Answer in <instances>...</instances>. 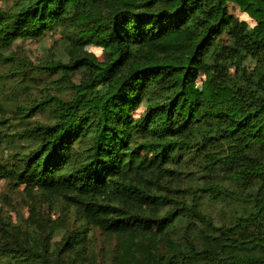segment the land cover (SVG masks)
<instances>
[{
	"label": "trees",
	"instance_id": "trees-1",
	"mask_svg": "<svg viewBox=\"0 0 264 264\" xmlns=\"http://www.w3.org/2000/svg\"><path fill=\"white\" fill-rule=\"evenodd\" d=\"M229 4L254 25L239 23ZM53 28L68 60L42 69L60 73L73 97L29 108L26 117L53 104L54 121L25 130L39 143L14 170L0 165V178L15 176L12 188L50 206L63 200L86 227L52 242L49 219L35 235L0 219V261L63 264L61 253L78 256L94 227L117 240L113 264H264V0H12L0 8V65L15 41ZM87 43L106 59H91ZM247 57L252 77L239 70ZM187 153L232 188L212 183L190 205L171 202L162 192ZM213 189L227 223L199 208Z\"/></svg>",
	"mask_w": 264,
	"mask_h": 264
},
{
	"label": "rangeland",
	"instance_id": "rangeland-1",
	"mask_svg": "<svg viewBox=\"0 0 264 264\" xmlns=\"http://www.w3.org/2000/svg\"><path fill=\"white\" fill-rule=\"evenodd\" d=\"M11 2L12 0H0V8L9 6ZM228 10L245 28L248 29L254 25V22L246 14L241 13L235 5L229 4ZM59 37V30L53 28L39 39L15 41L11 50L4 54L9 60L0 65V122H6L0 125V165L8 169L14 170L17 160L28 154L39 143V140L34 142L32 134H27L25 130L51 124L54 121L53 104L45 105L33 116L26 117L29 108L50 97L66 102L73 97V90L61 80L60 73L50 74L42 69L50 61L68 60L66 44ZM84 51L91 59L98 62L104 61L107 56L103 48L90 43L84 45ZM255 66V61L247 57L240 64L239 70H242L245 76L249 74V77H252ZM234 70L232 67L230 73L233 74ZM69 76L73 84H78L83 77V72L77 70ZM202 80L201 75L197 79L196 91L200 90ZM262 86L264 87V83ZM143 110V107L136 109L133 112L134 116H140ZM210 134L213 133H209V136ZM201 137V134H197L193 141L194 148L202 146ZM173 168L179 171V174L162 192L172 200L171 202L190 205L198 195L202 194V187L212 183L232 188V184L226 180L223 173H214L213 177L204 170L200 157L197 158L191 153L185 154L181 165ZM15 178L14 176L10 181L6 180L7 182L0 189L1 220L16 227L19 233L29 231L35 235L41 233L39 230L41 225L46 230L49 219L54 225L52 242H58L67 234H74L85 229V223L79 218L74 207H68L60 199H56L50 206L39 195L30 196L23 190L24 185L12 188ZM188 189L193 190L194 193L188 194ZM215 192L217 189L200 197L199 208L215 225L224 224L229 218L226 202L223 199L220 200L219 196L215 199L212 194ZM31 220H36V223L31 224L29 222ZM84 239V249L82 245L76 246V250L79 251L78 256L75 251L61 253L63 264H113L117 253V240L114 236L102 234L98 229L89 227L84 234ZM79 256L84 258L83 261ZM0 264L7 263L0 261Z\"/></svg>",
	"mask_w": 264,
	"mask_h": 264
},
{
	"label": "built area",
	"instance_id": "built-area-1",
	"mask_svg": "<svg viewBox=\"0 0 264 264\" xmlns=\"http://www.w3.org/2000/svg\"><path fill=\"white\" fill-rule=\"evenodd\" d=\"M7 181L5 179L0 178V189L3 187L4 183Z\"/></svg>",
	"mask_w": 264,
	"mask_h": 264
}]
</instances>
